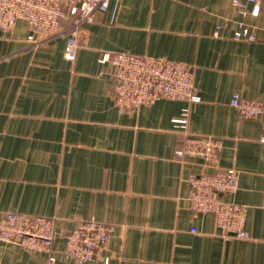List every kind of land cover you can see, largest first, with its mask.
<instances>
[{
	"label": "crops",
	"instance_id": "1",
	"mask_svg": "<svg viewBox=\"0 0 264 264\" xmlns=\"http://www.w3.org/2000/svg\"><path fill=\"white\" fill-rule=\"evenodd\" d=\"M118 1L113 22L111 2L83 28L73 61L64 35L34 45L25 21L0 30V216L54 220L62 264H73L65 237L87 220L112 227L108 264H264V125L230 106L234 93L264 98V0L257 17L232 0ZM239 25L257 40H233ZM103 51L186 64L197 100L120 111ZM185 113L187 126L174 121ZM186 131L220 140L216 165L176 156ZM227 169L238 185L223 199L244 208V239L221 235L188 200L190 175ZM0 264L46 261L0 242Z\"/></svg>",
	"mask_w": 264,
	"mask_h": 264
},
{
	"label": "built area",
	"instance_id": "2",
	"mask_svg": "<svg viewBox=\"0 0 264 264\" xmlns=\"http://www.w3.org/2000/svg\"><path fill=\"white\" fill-rule=\"evenodd\" d=\"M113 3L110 22L119 9L118 0H0V30L8 31L17 21H25L30 34L26 40L34 45L48 39L65 36L63 58L75 59L83 28L93 23L96 13H106ZM263 0H232L238 14L249 13L257 17L262 13ZM249 7V8H248ZM69 23L68 31L62 30V22ZM216 27L215 35L218 33ZM235 41L254 42L255 33L239 25L233 33ZM98 60L110 66L114 86L112 98L116 107L134 111L141 106L153 104L158 99L195 101L192 73L189 67L162 57L136 56L128 53H99ZM230 106L245 119L261 118L264 125V98L249 100L234 93ZM187 126L188 115L174 120ZM264 143V131L260 138ZM220 140L209 136L185 132L178 158L197 157L208 165H216ZM188 200L195 213H209L215 217V225L221 235L246 238L244 231L245 211L240 205L227 202L224 195L233 193L238 185V173L234 169L214 174L190 175ZM195 232L194 230H192ZM112 227L96 220L81 221L65 237L63 252L73 264H85L98 260L108 264L105 255ZM56 237L54 220L21 213H6L0 216V242L14 245L25 251L42 254L46 264H62L52 253Z\"/></svg>",
	"mask_w": 264,
	"mask_h": 264
},
{
	"label": "trees",
	"instance_id": "3",
	"mask_svg": "<svg viewBox=\"0 0 264 264\" xmlns=\"http://www.w3.org/2000/svg\"><path fill=\"white\" fill-rule=\"evenodd\" d=\"M68 28H70V27H69V23L66 22V21H63V22H62V30H63L64 32H66V31H68Z\"/></svg>",
	"mask_w": 264,
	"mask_h": 264
}]
</instances>
